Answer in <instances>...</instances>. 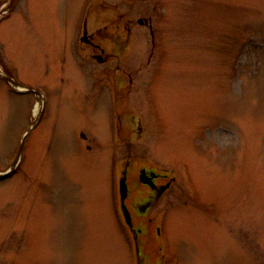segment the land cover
<instances>
[{"label":"rangeland","instance_id":"374dc122","mask_svg":"<svg viewBox=\"0 0 264 264\" xmlns=\"http://www.w3.org/2000/svg\"><path fill=\"white\" fill-rule=\"evenodd\" d=\"M0 74V264H264V0H13Z\"/></svg>","mask_w":264,"mask_h":264},{"label":"flooded vegetation","instance_id":"af4514ba","mask_svg":"<svg viewBox=\"0 0 264 264\" xmlns=\"http://www.w3.org/2000/svg\"><path fill=\"white\" fill-rule=\"evenodd\" d=\"M82 13H84V12L82 11ZM84 15H85L84 16L85 20L83 21L84 36L82 38V41L86 42L87 45L95 47V43H94L95 34L90 33V31L88 30L89 29L88 28L89 22L86 21V19H88L90 15L93 16L94 14L92 11L89 10V11H86V14H84ZM140 23L143 24V21H140ZM130 31L131 30H130L129 26H127L126 35L128 36V38L130 35ZM151 31H152V36L153 37L155 36V38L157 39L158 35L152 26H151ZM164 38L166 39L165 35H163L161 33V35H160V37H158L157 41H164ZM154 41H155V39H154ZM98 59H101V57L98 56ZM124 168L125 169H124L123 174H126L128 176V172L126 171V166ZM143 170L146 172V178L152 180L153 185L144 183L140 180L142 183H144V186H145V188L148 189V191L146 193L142 194V196H140L141 199L139 201L134 203L133 210L137 212L136 215L138 217V222L135 223V220L131 215L132 226L129 225V228H131V230L134 231L135 238H136L135 241H136L138 247L141 249H142V245H141V241H140V236H142L144 233H146V234L148 233V229H149L148 225L152 221V218L149 217V214L152 212L154 205L158 201L162 200L161 198L176 183V176L171 171L167 170V174L162 175V174H159L158 172L152 171L151 169H148V168H142L141 171H143ZM165 179H166L167 183L164 184L163 182ZM129 195H130V189L128 187V193H127L126 200H125L126 205H127V201L129 200ZM127 207H128V205H127ZM128 210H129V207H128ZM129 212H130V210H129ZM130 214H131V212H130Z\"/></svg>","mask_w":264,"mask_h":264},{"label":"water","instance_id":"95a60500","mask_svg":"<svg viewBox=\"0 0 264 264\" xmlns=\"http://www.w3.org/2000/svg\"><path fill=\"white\" fill-rule=\"evenodd\" d=\"M0 75H1L2 77H4L5 79H8L9 81H11V83L15 86V88H16L17 90H20V89L18 88V84H17V83H15V82H13L12 80H10L5 74H0ZM25 91H26V90H25ZM8 174H9V173H6V174H0V178H3V177H5V176H7ZM145 175H146L145 172H143V173H142V176H141V180H142L144 183H147V184H151V185H153L152 180L147 179ZM124 182H125V181H123V182H122V185H121L122 201H123V203H124L125 198H126V195H127V186H126V184H125ZM123 209H124V213H125V215H126V217H127L128 222H131V220H130V214H129L128 209L126 208L125 204H123Z\"/></svg>","mask_w":264,"mask_h":264},{"label":"bare ground","instance_id":"6f19581e","mask_svg":"<svg viewBox=\"0 0 264 264\" xmlns=\"http://www.w3.org/2000/svg\"><path fill=\"white\" fill-rule=\"evenodd\" d=\"M47 109H48V106H47ZM37 111H38V109L36 110V113H37ZM45 116H46V115H45ZM45 116H44V117H45ZM43 119H44V118H43ZM24 162H25V161H24ZM23 166H24V165L22 164V168H23Z\"/></svg>","mask_w":264,"mask_h":264}]
</instances>
